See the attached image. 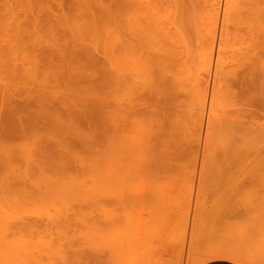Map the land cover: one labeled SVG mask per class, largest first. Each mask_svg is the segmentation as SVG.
Here are the masks:
<instances>
[{"label":"rangeland","instance_id":"rangeland-1","mask_svg":"<svg viewBox=\"0 0 264 264\" xmlns=\"http://www.w3.org/2000/svg\"><path fill=\"white\" fill-rule=\"evenodd\" d=\"M217 1L0 0V264H264V0Z\"/></svg>","mask_w":264,"mask_h":264},{"label":"bare ground","instance_id":"bare-ground-1","mask_svg":"<svg viewBox=\"0 0 264 264\" xmlns=\"http://www.w3.org/2000/svg\"><path fill=\"white\" fill-rule=\"evenodd\" d=\"M217 2H219V0L217 1ZM222 4V3H221ZM218 6V5H217ZM219 7H220V4H219ZM217 9V8H216ZM220 10V9H219ZM218 10V11H219ZM189 18V17H188ZM187 18V19H188ZM183 21V20H182ZM216 21V20H215ZM188 22V21H187ZM186 22V23H187ZM191 23V22H190ZM167 25V24H166ZM192 25V24H191ZM195 25V24H194ZM169 26H171V25H169ZM165 27H167V26H165ZM178 27H180V25L178 26ZM182 27V26H181ZM191 27V26H190ZM196 27H197V25H196ZM170 28H172V27H170ZM170 28H169V31L171 32V30H170ZM185 28V27H184ZM188 28V27H187ZM195 28V27H194ZM165 29V28H164ZM186 29V28H185ZM185 29H184V31H185ZM213 29H214V31H215V29L216 28H214L213 27ZM165 31V30H164ZM175 28H174V32H171V34H173V33H175ZM181 31H182V29H181ZM188 31V30H187ZM183 32V31H182ZM204 32V31H203ZM205 33V32H204ZM203 33V34H204ZM212 34H213V32H211ZM170 33H169V35H171ZM184 35V34H183ZM189 35V34H188ZM206 35V33L204 34V36ZM209 36V35H208ZM207 35L205 36V37H208ZM213 36V39H212V41H213V43L215 42V38H216V34H214V35H212ZM174 37V36H173ZM205 37H204V39H205ZM209 38V37H208ZM178 39V38H177ZM211 39V38H210ZM181 41V40H180ZM205 41V40H204ZM217 41V40H216ZM214 45V44H213ZM211 47H213V46H211ZM175 48H176V45H175ZM180 48V47H179ZM177 49H178V47H177ZM215 49V48H214ZM183 50V49H182ZM178 51V50H177ZM177 51H175V52H177ZM216 51V50H215ZM177 55L179 54V53H176ZM182 54V53H181ZM176 55V56H177ZM218 55H220V51H218L217 52V57H216V55H214V52H213V50H209V52H208V60H207V66H209V68H211L210 66H211V64L213 63L212 61H215L216 62V64L218 65V60L219 59H216V58H218L219 56ZM183 56V55H182ZM182 62V61H181ZM185 62V61H184ZM214 65V64H213ZM212 65V66H213ZM208 71H210V69H208ZM92 75V74H91ZM121 77H122V75H121ZM122 79V78H121ZM125 79V78H124ZM123 79V80H124ZM208 80H209V78H208ZM121 86V85H120ZM208 89V88H207ZM126 90L127 89H124V92H123V97L125 98L126 96H124V95H126L125 94V92H126ZM127 91H129V90H127ZM122 92V91H121ZM133 95V94H132ZM122 96V95H121ZM128 96H129V94H128ZM200 96V95H199ZM123 97L121 98V102L120 103H118V111H119V114H120V116L122 117V119H120V120H122L121 122L123 123V121H125V117H126V113H127V115L128 114H131V113H129V111H131V108H132V106H131V104H132V102H133V100H129L127 103L124 101V99H123ZM130 97H131V95H130ZM201 97V96H200ZM206 98H207V96L205 95L204 96V104H205V102H206ZM131 99V98H130ZM129 102H130V106H129ZM203 104V105H204ZM44 105V104H43ZM42 107V106H41ZM45 107V106H44ZM201 107V106H200ZM47 108V107H46ZM37 109V108H36ZM135 109V108H134ZM13 110V109H12ZM44 110V109H43ZM206 109H205V107L203 106V108H202V111H201V116H200V120H202L203 119V115H204V111H205ZM14 111V110H13ZM37 111H39V108L37 109ZM42 111V110H41ZM45 111V110H44ZM132 111H133V109H132ZM36 112H34V114H35ZM54 113H56V112H54ZM20 114V113H19ZM42 114V113H41ZM41 114H37L38 116H41ZM57 114H59V116H61L60 114L61 113H56V115ZM211 114V113H210ZM21 116V115H20ZM37 116V117H38ZM68 116V115H67ZM129 116V115H128ZM131 116H132V114H131ZM135 116V115H134ZM23 117V116H22ZM62 117V116H61ZM213 117V116H212ZM67 118H69V117H67ZM214 118V117H213ZM70 119V118H69ZM128 118L126 117V120H127ZM209 119V118H208ZM211 119V118H210ZM215 120H216V118H215ZM126 122H129V121H126ZM126 122H124V123H126ZM130 122H131V120H130ZM129 122V123H130ZM201 123V122H200ZM201 125V124H200ZM133 128V127H132ZM199 128L201 129V126H199ZM200 129H199V131H200ZM131 131H133V132H135V130H134V128H133V130H131ZM131 140V139H130ZM117 227V226H116ZM119 228V227H118ZM114 230H115V228H114ZM119 230H120V228H119ZM117 232H120V231H117ZM122 233V232H121ZM120 235V234H119ZM123 236V235H122ZM116 237V236H115ZM119 237V236H118ZM117 237V239L116 240H119L120 238H118ZM112 239V238H111ZM122 239V238H121ZM115 240V239H114ZM123 240V239H122ZM121 240V241H122ZM108 242V241H107ZM117 250V249H116ZM122 250V249H121ZM117 251H119V250H117ZM120 252V251H119ZM118 260V259H117ZM118 261H120V260H118Z\"/></svg>","mask_w":264,"mask_h":264},{"label":"crops","instance_id":"crops-1","mask_svg":"<svg viewBox=\"0 0 264 264\" xmlns=\"http://www.w3.org/2000/svg\"><path fill=\"white\" fill-rule=\"evenodd\" d=\"M228 262H230V264H236V263H234V262H231V261H228Z\"/></svg>","mask_w":264,"mask_h":264}]
</instances>
